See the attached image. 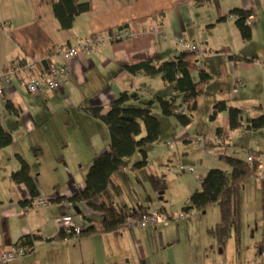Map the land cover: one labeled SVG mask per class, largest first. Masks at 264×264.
<instances>
[{"label": "crops", "instance_id": "obj_1", "mask_svg": "<svg viewBox=\"0 0 264 264\" xmlns=\"http://www.w3.org/2000/svg\"><path fill=\"white\" fill-rule=\"evenodd\" d=\"M55 1L0 0V71L14 61L33 60L46 67L62 48L90 37H106L121 28L128 29L133 36L65 62L67 73L55 92L33 96L14 81L0 98V124L13 139L10 146L0 149V252L18 246L23 238H36L31 243L36 248L34 253L9 264H87L84 252L92 250L94 239L110 235L61 241L54 220L77 215L76 211L86 218H97L87 214L82 203L66 205V202L84 189L92 160L110 147L107 128L88 110L101 108V115H105L110 104L123 93L129 97L128 106L149 110L160 122L159 140L146 148V166L139 173L156 172L151 176L159 177L164 184L166 175L177 173L178 166L193 167L202 177L219 167L228 171L219 158L225 150L234 148L254 154L263 166L260 176H264L263 152L252 149L254 146L250 148L253 142L248 141L249 137H258L260 130L243 131L250 120L264 116L261 104L246 98L244 92L246 88L254 91L257 86H264V0H82L90 3L91 10L75 17L68 30H63L53 15ZM235 10L252 12L255 17L249 41L241 38L237 17L230 15ZM178 40L198 44L205 52L201 58L193 56L208 80L192 114L201 119L206 133L197 128L193 116L189 125L181 126L174 118L161 114L157 98H174L180 103L181 96L173 84H165L160 76L145 77L128 71L148 61L155 67L174 61L180 54ZM255 44L262 55L253 48ZM55 58L64 63L59 56ZM192 79L198 82L197 72L192 73ZM223 79L225 86L219 82ZM236 80L242 87L233 96ZM218 101L241 111V129H231L227 111L210 120L213 105ZM217 129H221L223 137L216 136ZM195 136L207 138L208 145L201 148L193 144L191 140ZM167 141L177 144L168 148L163 146ZM220 142L222 147L218 146ZM191 156H194L192 163L187 164L185 161ZM140 160L141 154H135L117 174L125 178L134 175L137 183L142 184L137 177L139 173L130 170L132 161ZM21 162L29 166L36 190L50 202L48 206L22 207V202L30 200V193L25 185H16L11 180V175L20 170ZM113 182L120 186L114 177ZM186 190L190 198L200 190V184ZM241 193L254 198L256 193L264 196L261 179L248 180ZM162 195L155 198L151 193L144 203L139 201L131 210L173 212L159 203L163 201ZM114 203L117 207L116 200ZM117 209L124 210L120 205ZM77 216L75 223L86 228L87 221ZM133 230L137 234L127 233L128 239L140 261L148 253L154 254L156 247L165 250V243L167 251H171L170 225H161L147 233L140 228ZM124 238L121 239L125 242ZM261 244L259 251L264 254Z\"/></svg>", "mask_w": 264, "mask_h": 264}, {"label": "trees", "instance_id": "obj_2", "mask_svg": "<svg viewBox=\"0 0 264 264\" xmlns=\"http://www.w3.org/2000/svg\"><path fill=\"white\" fill-rule=\"evenodd\" d=\"M90 10V3L82 0H56L52 4L53 15L63 30L70 29L75 17ZM230 15L237 17L236 26L241 38L244 41H249L251 30L245 21L253 15L252 12L235 10ZM128 71L133 74L140 73L145 77L160 76L165 84H173L181 96L180 103L177 104L174 98H157L161 114L164 117L174 118L181 126L191 123L192 113L196 110V100L203 94L205 83L208 80V76L198 69V63L193 55L182 52L174 61L165 62L158 67L148 61L130 67ZM194 72H197L199 76L198 82H194L192 79ZM128 102V95L123 93L110 104V110L105 115H101V108L88 110L90 115L100 119L107 128L110 147L108 151L102 152L92 160L84 189L67 200L72 205L83 203L91 211L99 214L97 218L91 219L86 218L82 212L80 213V216L88 223L80 237L104 234L120 235L127 228L130 219L140 221L149 214L142 208H134L130 212H125L117 209L114 203L122 189L113 182V177L124 167H127L129 160L136 153L141 154V160L130 164V170L143 169L146 166V148L157 143L160 137V122L157 116L149 110L130 107ZM178 105L185 106L184 114L176 113ZM225 111L228 113L231 129H241V111L233 106L227 107L224 101L215 102L210 120L218 113ZM262 128H264V116L250 120L246 126L247 131H256ZM215 134L217 137H223L221 129H217ZM12 143V136L4 131L0 124V149L8 147ZM218 146L222 147V142ZM219 159L227 165L228 171L210 170L203 177L200 190L191 195L188 201L189 205L182 208V211L186 214L195 211L204 215L210 206L217 205L220 222L212 234L217 237L218 244L223 246L231 232L235 233L237 239L239 238L241 192L248 180L257 177L258 166L261 162L256 160L247 164L243 160L227 156H220ZM149 179L156 188L163 185V181L159 177L150 175ZM11 180L16 185L23 184L27 187L30 200L22 202L21 205L22 207L30 206L31 202L37 198L38 192L30 176L29 166L25 162H21L20 170L11 175ZM159 212L163 213L164 210L160 209ZM58 239L62 241L64 235L59 234ZM35 240V237L23 238L18 246L31 244Z\"/></svg>", "mask_w": 264, "mask_h": 264}, {"label": "rangeland", "instance_id": "obj_3", "mask_svg": "<svg viewBox=\"0 0 264 264\" xmlns=\"http://www.w3.org/2000/svg\"><path fill=\"white\" fill-rule=\"evenodd\" d=\"M258 47L257 44L253 46L258 54L262 55ZM219 82L225 86L224 79ZM244 90L246 98L257 100V103L261 104L264 109V86L263 88L257 86L254 91H249L248 88ZM229 100L233 101L230 98ZM132 107L137 108V106ZM193 117L195 118V115ZM198 118L197 115L195 118L197 128L205 132L206 127ZM243 131L248 133L246 130ZM257 136L249 137L248 141L253 142L250 148L254 146L256 148L252 149L262 150L264 157V128L260 129ZM193 158L194 156H191L189 161L185 162L187 164L192 163L191 159ZM135 160H137V155ZM218 169L223 168L219 167ZM176 171L177 173L173 172L172 174L171 172L166 175L167 180L159 188H156L148 178V175H155L156 172L139 173L137 171L139 173L137 177L142 184L137 183L134 175H128L125 178L116 174L114 181H118L122 189L121 194L115 198L117 207L120 205L124 211L129 212L132 206L137 207L139 201L144 203L149 194L153 193L154 197L158 198V195L163 193V201L159 202L161 205L169 208L168 211H173L170 213L182 211V206H187L189 201L186 189L194 188L197 183L189 175ZM143 187L148 188V192ZM246 194L241 193L240 199L239 238L237 239L235 233L231 232L223 246L218 244L217 237L212 234L220 222L219 208L217 205H212L204 215L190 211L184 220L168 224L173 242V245L169 247L171 251H167V244L165 243V250L156 247L157 251L154 254L148 253L147 258L140 261L127 234L132 235L135 230L128 229L121 232V237L120 235L114 237L113 234H110L108 237L94 239L92 250L84 252L87 264H264V254L259 251L261 241V247L264 248V196L256 193L254 198ZM155 212H159V210ZM251 226L252 229H250ZM143 231L147 233V230ZM133 233L137 234V231ZM157 233L155 232V235ZM151 234L154 235L153 232ZM94 236L89 235L84 238ZM123 236H125V242L121 239ZM99 238L100 241L98 242ZM172 259L173 263H171Z\"/></svg>", "mask_w": 264, "mask_h": 264}, {"label": "built area", "instance_id": "obj_4", "mask_svg": "<svg viewBox=\"0 0 264 264\" xmlns=\"http://www.w3.org/2000/svg\"><path fill=\"white\" fill-rule=\"evenodd\" d=\"M255 23V17L250 16L245 21L247 26H251ZM133 36V33L128 29L121 28L115 32H111L106 37H90L75 46H68L57 51L58 53L49 59V62L46 67L40 66L37 62L29 60L25 63L20 61L12 62L7 68L0 71V98L4 95L7 88H10L14 81H17L20 86L30 95L38 96L46 92H55L57 91L62 81L64 80L67 67L65 62L68 60L77 57L81 53L94 52L96 48H102L107 44L117 43L119 41H125L130 39ZM176 46L179 53L186 52L198 58L205 56V52L201 46L192 45L188 42L182 40L176 41ZM59 56L64 63H59L55 57ZM242 87V83L239 80H236L232 88L233 96H236L238 90ZM185 106L178 105L176 108L177 114H184ZM194 144L198 145L201 148H205L209 140L202 136H195L191 140ZM176 142L167 141L163 143V146L168 148H174ZM209 154L211 152H208ZM224 156L231 157L238 160H243L247 164H251L258 158L249 152H246L242 149H228L224 151ZM259 161V160H258ZM178 173L189 175L197 184H201L203 177L198 175L195 172L193 167H184L179 166L177 168ZM263 172V166L260 163L258 166V175L261 179V183L264 186V176H260ZM70 202H66V205H70ZM50 202L43 196L39 195L34 199L30 207L31 208H44L48 206ZM83 204V203H82ZM86 213L92 216H99L98 213L91 211L87 206H85ZM187 214L183 211L174 212V213H159L152 212L144 216L140 221H135L130 219L127 228L133 230L135 228H140L147 231L155 230L161 225H168L170 222H179L184 220ZM77 215H64L60 218L54 220L59 234L64 235V241H70L80 237L82 228L79 227L75 221L78 219ZM36 251V248L32 244H25L22 246H16L8 248L6 251L0 252V264H9L12 262L20 261L28 255H31Z\"/></svg>", "mask_w": 264, "mask_h": 264}, {"label": "water", "instance_id": "obj_5", "mask_svg": "<svg viewBox=\"0 0 264 264\" xmlns=\"http://www.w3.org/2000/svg\"><path fill=\"white\" fill-rule=\"evenodd\" d=\"M76 214H77V215H80V211H76Z\"/></svg>", "mask_w": 264, "mask_h": 264}]
</instances>
